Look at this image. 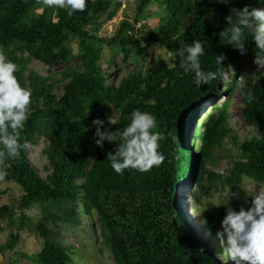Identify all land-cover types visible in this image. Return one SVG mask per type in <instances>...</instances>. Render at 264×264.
<instances>
[{
  "label": "trees",
  "instance_id": "trees-1",
  "mask_svg": "<svg viewBox=\"0 0 264 264\" xmlns=\"http://www.w3.org/2000/svg\"><path fill=\"white\" fill-rule=\"evenodd\" d=\"M136 1V16L157 4V0ZM163 1L166 16L157 29L138 30L136 20H125L112 36L101 37V28L115 19L121 7L114 0H87L85 10L72 15L68 9L47 8L39 16L36 12L43 0H0V49L3 57L18 66L15 75L20 85L31 92L29 115L21 132L24 147L17 158L0 164L7 172L0 182L15 184L20 190L9 206L0 208V221L9 229L6 244L0 243L3 260L7 250L13 252L19 245L20 233L26 232L42 249L33 255L22 253L23 259L34 264H81L82 257L63 234L64 226H72L83 227L96 242L97 256L108 252L116 264H221L201 251L194 226L181 211L179 186L194 183L198 191H191L192 210L199 212L205 209L201 206L202 197L209 195L207 186L218 181L236 188L248 179L264 187V138L240 141L230 125L231 97L215 103L204 113L205 120L201 117L207 100L239 89L243 118L264 133V69L243 88L236 82L227 88L222 85L229 69L255 58V42L245 32L242 55L220 38L229 27L225 17L232 8L262 9L264 0H231L228 4L217 0ZM181 27L185 28L183 34L179 33ZM70 38L77 40L79 57L84 59L82 70L68 66L44 77L29 68L32 61L50 68L70 65L75 57L66 44ZM144 40L169 53L172 64L159 57L155 67L146 72L137 64L120 85L108 84L109 67L102 66L103 47L117 48L128 62L136 56H149ZM193 40L205 45L202 69L220 73L217 80L199 88L193 83V74H185L180 67L181 58L174 55ZM222 53L227 59L217 66L215 57ZM249 90L254 96L251 103L246 99ZM134 110L155 116V131L163 136L159 151L165 159L149 172L126 169L120 175L108 159L118 145L105 141L103 149L99 148L93 121H104L102 131L122 130ZM113 113L117 116L114 125L109 123V118H115ZM40 139L46 142L45 178L28 157V145ZM225 143L237 147L239 154L236 160H228L226 172L230 170V175L221 177L208 166L226 151ZM5 195L7 192L0 190V200ZM16 211L15 222L11 214ZM26 212L37 213L28 216ZM225 215L226 209L221 208L206 209L198 218L192 217L203 225L214 252L220 245L217 251L221 254L228 246L226 235L223 245L217 236L223 231L219 226Z\"/></svg>",
  "mask_w": 264,
  "mask_h": 264
},
{
  "label": "clouds",
  "instance_id": "clouds-1",
  "mask_svg": "<svg viewBox=\"0 0 264 264\" xmlns=\"http://www.w3.org/2000/svg\"><path fill=\"white\" fill-rule=\"evenodd\" d=\"M217 2L228 4L231 0H217ZM43 3L49 7L68 9V15H72L77 11L83 12L87 0H43ZM225 20L229 27L220 33L221 41L233 46L243 55L246 44L244 34L247 32L257 49L254 63L258 69H264V9L250 8V6L242 9L232 8ZM184 31V27L179 29L180 34ZM174 55L181 58L180 67L184 73L193 74V83L197 88L210 85L220 75L219 71L202 69L200 58L205 55V45L200 40H193L190 44L183 45ZM226 59L227 57L222 53L215 57V63L220 66ZM17 71L18 66L15 63L0 56V164L5 160L17 158L24 147L20 143L21 132L28 119L31 92L20 85L15 75ZM238 83L243 88L246 79L242 77ZM246 99L249 103L254 99L251 90L246 92ZM116 119V115L115 118H109V123L114 125ZM129 119L130 123L117 131L108 129L102 131L104 121L100 119L93 121L96 129L95 144L99 148L103 149L105 141L118 145L114 154L109 153L108 159L113 171L120 175L126 169L149 172L153 167H159L165 159L159 151V142L163 136L155 131L157 127L155 116L134 110ZM198 124L199 120L196 121L195 128ZM6 175V170L0 167V180ZM245 191L252 197L251 206L247 210L241 207L238 212L234 211L228 206L227 199L226 203L215 205L217 207L224 205L226 209V215L222 220L223 231L217 233L221 245L224 244V236L227 237L228 246L224 248L222 254H218L222 264H229V261L234 264H264V187L258 188L252 195ZM228 193L229 190L225 193V197ZM179 203L184 212L182 201L179 200ZM245 203H249L247 198ZM205 210L206 208L198 213Z\"/></svg>",
  "mask_w": 264,
  "mask_h": 264
},
{
  "label": "rangeland",
  "instance_id": "rangeland-1",
  "mask_svg": "<svg viewBox=\"0 0 264 264\" xmlns=\"http://www.w3.org/2000/svg\"><path fill=\"white\" fill-rule=\"evenodd\" d=\"M114 2L116 5H120L121 9H118L115 19L113 20V22L111 21L112 23H108L105 28H101L100 32L98 33V35L101 37L112 36L113 33H116V30L119 28L120 23L125 20H136L138 23V30L157 29L160 25V20L165 18L166 16V10L163 0H157V4L155 3L151 5L143 15H141V12H139L138 16H136V13L138 11L136 0H114ZM115 4L113 9H116ZM47 8L50 11L52 9H55V7H49L43 4L40 9L36 12V15H41L43 11ZM262 9H264V6L262 7ZM138 33H140V31ZM140 36L142 35L140 34ZM66 44L71 49L72 53L75 55L70 65L62 63L57 65L56 67L50 68L40 62L32 61L29 65V68L44 77L58 74L68 66L78 67L79 70H82V67L84 65V59L79 57L80 49L77 40L70 38L66 41ZM142 44L145 50L149 53V56H136L133 58L132 61L128 62L124 61L121 51L117 48L108 46L103 47L102 66L105 69L109 67V75L107 77L108 84L113 86L120 85L123 78H125L135 68V65L137 64L140 70L146 72L150 67H155L159 57L166 59L168 63L172 64L173 58L169 53L163 50H157L146 40L142 41ZM0 56H3L1 49ZM254 61L255 58H248L241 64H239L236 68L229 69L222 79V85L227 88L231 82L238 83L239 79L242 77L245 78L246 81H251L257 74L262 71V69H258V66L254 63ZM57 92L60 93L59 91ZM229 97H231L230 125L233 130H235V132L238 134L240 141L252 137L264 138L263 132H260L254 125L248 123L243 118L244 105L239 95V89H236L234 93L228 92L225 93L222 97L207 100L206 104L203 106L201 117L204 116V113L206 111H209L215 103H222L226 101ZM114 115L115 114L113 113V116ZM205 119L206 117L204 116V120ZM45 147L46 142L44 139H40L37 144L28 145L29 160L32 165L37 169L39 175L43 178H45L48 174V172H46L45 170V167L48 166V162L46 160V157L43 155V150L45 149ZM223 149L227 152L224 151L223 154L219 155L220 158L216 160L214 164L208 166V169L210 171L217 173L221 177H224L222 174L225 172L226 169L229 168V166L227 165L229 162L228 160H236L237 155L239 154L238 148L232 146L229 143H225ZM260 187L263 186L248 179H245L243 184L236 188H230L224 180L218 181L213 186H207V191L209 195H204L202 197L204 206H201V210L203 208H206L208 210L217 211L221 208H225L224 205H220L219 207L215 205L217 203H226V199L229 201L228 206L231 207L234 211L238 212L241 207H244L245 210H247L248 207L251 206L250 202L252 197L248 196L245 190L248 191L249 195H252ZM0 190L7 192V195H5L0 200V208L3 206H9L11 200H13L11 197L13 196V198H17L19 196L20 191L17 185L9 184L4 181L0 182ZM227 190H229V193L228 196L225 197V193L227 192ZM191 191H198V189H196V187L194 186L193 182H184L179 186V200L182 201L183 208H185L184 213L187 215L188 219H190V222H192V224L194 225L195 233L198 237L201 251L210 256L214 261L220 262L219 255H216L215 253L219 254L221 252H218L217 250L214 252L211 241L206 235L203 225L195 220L199 216V210H192V208H194V202L191 199ZM246 198L249 201V203L247 204L245 203ZM36 213L37 212H26L28 216H34L36 215ZM17 217V211L11 214V220L15 222L17 221ZM192 217H194L195 219L192 220ZM6 221H8V219ZM7 227L8 224L6 222L0 221V243L2 245H5L7 240L9 239V229ZM219 227L222 228V224H220ZM63 229L65 230L63 234L67 242L74 247L77 255L79 257H82V260L80 262L81 264H116L114 259L109 256L108 252H106L100 257L97 256L96 242L85 233L83 227L64 226ZM221 230H223V228ZM20 235L21 238L19 245L14 249L13 252H9L8 250L6 251V259L4 258L3 262L12 263L16 261L17 264H34L33 262L27 259H23L21 254H37L39 253V251H41L42 247L33 235H30L26 232H21ZM217 247L218 249H220V245ZM229 264H234V262L229 261Z\"/></svg>",
  "mask_w": 264,
  "mask_h": 264
},
{
  "label": "built area",
  "instance_id": "built-area-1",
  "mask_svg": "<svg viewBox=\"0 0 264 264\" xmlns=\"http://www.w3.org/2000/svg\"><path fill=\"white\" fill-rule=\"evenodd\" d=\"M112 22H113V21H112ZM112 22H110V23H112ZM222 175L228 176V175H230V174H229V171H228V170H227V172H226V170H225V172H224Z\"/></svg>",
  "mask_w": 264,
  "mask_h": 264
},
{
  "label": "water",
  "instance_id": "water-1",
  "mask_svg": "<svg viewBox=\"0 0 264 264\" xmlns=\"http://www.w3.org/2000/svg\"><path fill=\"white\" fill-rule=\"evenodd\" d=\"M2 261H3V256H2V254L0 253V264L2 263Z\"/></svg>",
  "mask_w": 264,
  "mask_h": 264
},
{
  "label": "bare ground",
  "instance_id": "bare-ground-1",
  "mask_svg": "<svg viewBox=\"0 0 264 264\" xmlns=\"http://www.w3.org/2000/svg\"><path fill=\"white\" fill-rule=\"evenodd\" d=\"M195 145V144H194ZM182 211V210H181Z\"/></svg>",
  "mask_w": 264,
  "mask_h": 264
}]
</instances>
